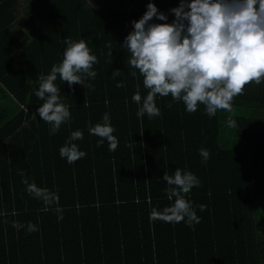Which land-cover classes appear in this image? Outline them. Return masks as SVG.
Returning a JSON list of instances; mask_svg holds the SVG:
<instances>
[{
	"label": "trees",
	"instance_id": "16d2710c",
	"mask_svg": "<svg viewBox=\"0 0 264 264\" xmlns=\"http://www.w3.org/2000/svg\"><path fill=\"white\" fill-rule=\"evenodd\" d=\"M91 2L0 0V264H264V82L246 84L231 112L209 117L201 104L189 114L182 101L157 95L161 115L139 118L132 96L137 84L142 98L147 90L121 45L149 2L167 16L151 22L170 24L179 0ZM66 38L88 42L97 75L71 88L57 78L71 119L50 135L35 92L38 77L62 60ZM106 112L114 151L88 131ZM76 130L83 139L72 143L86 156L70 164L59 149ZM176 168L200 181L185 197L199 218L192 227L150 220L153 208L174 203L162 178ZM25 178L58 203L30 195Z\"/></svg>",
	"mask_w": 264,
	"mask_h": 264
},
{
	"label": "clouds",
	"instance_id": "9594fccd",
	"mask_svg": "<svg viewBox=\"0 0 264 264\" xmlns=\"http://www.w3.org/2000/svg\"><path fill=\"white\" fill-rule=\"evenodd\" d=\"M89 3L92 5L91 0ZM170 13L174 16L172 23H152L153 18L167 21V16L149 2L143 16L131 22L133 30L121 45L130 53L128 63L143 78V87L147 90V95L142 98L137 84L132 96V101L141 105L137 117L147 115L151 119L161 115L155 103L157 95H171L173 101H182L189 114L195 113L201 104L209 117L215 116L218 110L231 112L234 98L243 94L246 84L264 82V0H179V6L170 9ZM64 44L62 60L53 64L47 75L38 77L39 87L35 92V96L43 101L36 114L50 125V135L57 133L61 125L71 119L68 106L61 101L57 78L71 88L83 85L85 79H94L97 75L93 65L98 59L91 54L88 42L66 38ZM108 55L111 56V52ZM137 71L131 75L135 77ZM112 75L115 78L121 73L115 70ZM125 86L123 82L116 84L117 88ZM228 126L235 128L236 121L230 119ZM88 131L100 138L98 147L105 140L110 151L118 147L109 113H104L102 122L94 126L89 121ZM82 139V131L71 132L59 149L60 156L70 164L84 158L86 153L72 143ZM199 154L204 162L210 157L207 149H200ZM20 175L24 176V173ZM162 179L168 185L165 193L169 200L175 198L174 203L162 211L153 208L150 220L184 221L188 227L199 223L192 203L185 198L192 188L200 187L198 177L176 168L172 175L164 173ZM22 183L27 185L30 195L46 205L58 203L56 193L37 187L35 182L29 183L27 178ZM197 207L203 211L206 206ZM57 211L62 210L57 208ZM12 226L17 230L23 227L19 222H13ZM27 228L29 232L38 230L31 223Z\"/></svg>",
	"mask_w": 264,
	"mask_h": 264
},
{
	"label": "crops",
	"instance_id": "0c3cea01",
	"mask_svg": "<svg viewBox=\"0 0 264 264\" xmlns=\"http://www.w3.org/2000/svg\"><path fill=\"white\" fill-rule=\"evenodd\" d=\"M26 0H18L19 5H22V3L24 4Z\"/></svg>",
	"mask_w": 264,
	"mask_h": 264
},
{
	"label": "rangeland",
	"instance_id": "374dc122",
	"mask_svg": "<svg viewBox=\"0 0 264 264\" xmlns=\"http://www.w3.org/2000/svg\"><path fill=\"white\" fill-rule=\"evenodd\" d=\"M99 4H97V6H98ZM171 7H172V4H171Z\"/></svg>",
	"mask_w": 264,
	"mask_h": 264
}]
</instances>
